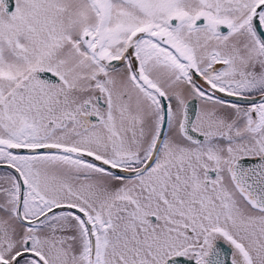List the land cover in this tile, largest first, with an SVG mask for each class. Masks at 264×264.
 I'll return each mask as SVG.
<instances>
[{"label": "snow or ice", "instance_id": "obj_1", "mask_svg": "<svg viewBox=\"0 0 264 264\" xmlns=\"http://www.w3.org/2000/svg\"><path fill=\"white\" fill-rule=\"evenodd\" d=\"M0 264H264V0H0Z\"/></svg>", "mask_w": 264, "mask_h": 264}]
</instances>
